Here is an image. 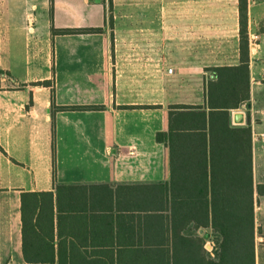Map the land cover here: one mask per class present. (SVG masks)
I'll use <instances>...</instances> for the list:
<instances>
[{
	"label": "crops",
	"instance_id": "obj_1",
	"mask_svg": "<svg viewBox=\"0 0 264 264\" xmlns=\"http://www.w3.org/2000/svg\"><path fill=\"white\" fill-rule=\"evenodd\" d=\"M190 1L112 0L109 12L108 0H0V264H109L110 254L158 236L170 175L168 150L155 135L167 128L168 108L204 106L210 69L241 68L238 0ZM247 2L240 84L249 99L229 117L231 127L251 130L255 254L264 264V0ZM229 23V45L221 40L207 52V27ZM90 28L101 32L52 33ZM168 69L197 74L201 93L175 92ZM43 81L51 87L35 85ZM86 106L102 109H54ZM57 186L71 195L63 203L70 211L59 221L54 213L55 260L26 263L20 196ZM207 233L189 225L181 235L206 243Z\"/></svg>",
	"mask_w": 264,
	"mask_h": 264
},
{
	"label": "trees",
	"instance_id": "obj_2",
	"mask_svg": "<svg viewBox=\"0 0 264 264\" xmlns=\"http://www.w3.org/2000/svg\"><path fill=\"white\" fill-rule=\"evenodd\" d=\"M247 3L237 2L241 68L210 69L214 80L206 84L205 105L169 106L167 128L155 135L168 150L170 175L169 203L158 210L167 213L158 216V236H143L140 250L110 254L109 264H256L251 130L231 127L229 117L230 110L249 99L248 86L240 84L241 70L247 71L248 63ZM108 8L110 12L112 0H108ZM109 23L112 25L111 16ZM100 32V28L52 31L62 35ZM35 85L51 87L50 81ZM70 195L68 186H57L55 192L21 194L22 257L26 263L54 262V213L56 210L59 221L61 213L70 211L68 203L66 208L63 204ZM189 225L210 230L205 235L207 242L182 236Z\"/></svg>",
	"mask_w": 264,
	"mask_h": 264
},
{
	"label": "rangeland",
	"instance_id": "obj_3",
	"mask_svg": "<svg viewBox=\"0 0 264 264\" xmlns=\"http://www.w3.org/2000/svg\"><path fill=\"white\" fill-rule=\"evenodd\" d=\"M178 3V2H177ZM185 4L186 2H179ZM194 2L191 0L190 4H193ZM233 4V0H206V5L208 6H217V5H225L230 6ZM208 15V14H207ZM211 19H214L213 13L209 14ZM234 31L231 23L225 25V29L222 31L209 28L207 27V37H206V51L211 54L216 48H219L220 41L224 40L227 45L228 43L233 39ZM227 49L230 50V48L227 47ZM208 56V55H207ZM199 77H197V74H188L182 73L181 71H175L170 75L169 80L174 84L175 92L179 90H189L190 93L193 94H200L201 93V87L196 85L197 80ZM186 84H189L186 87ZM176 94V93H175ZM261 247V243L257 242V248L259 249ZM209 256L213 257V254L210 252L211 249L208 247ZM264 253V250H263Z\"/></svg>",
	"mask_w": 264,
	"mask_h": 264
},
{
	"label": "water",
	"instance_id": "obj_4",
	"mask_svg": "<svg viewBox=\"0 0 264 264\" xmlns=\"http://www.w3.org/2000/svg\"><path fill=\"white\" fill-rule=\"evenodd\" d=\"M240 118H241V115H240V114L235 115V116H234V121H235V123H241Z\"/></svg>",
	"mask_w": 264,
	"mask_h": 264
},
{
	"label": "built area",
	"instance_id": "obj_5",
	"mask_svg": "<svg viewBox=\"0 0 264 264\" xmlns=\"http://www.w3.org/2000/svg\"><path fill=\"white\" fill-rule=\"evenodd\" d=\"M253 40H255V39H257V37L256 36H254L253 38H252ZM169 74H171L172 73V69H168V71H167Z\"/></svg>",
	"mask_w": 264,
	"mask_h": 264
}]
</instances>
